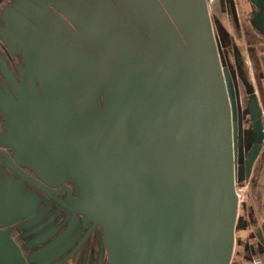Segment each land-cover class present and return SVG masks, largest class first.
<instances>
[{"label": "water", "instance_id": "1", "mask_svg": "<svg viewBox=\"0 0 264 264\" xmlns=\"http://www.w3.org/2000/svg\"><path fill=\"white\" fill-rule=\"evenodd\" d=\"M0 41V264H232L247 228L264 264L236 195L262 110L241 163L208 0H10Z\"/></svg>", "mask_w": 264, "mask_h": 264}, {"label": "flooded vegetation", "instance_id": "2", "mask_svg": "<svg viewBox=\"0 0 264 264\" xmlns=\"http://www.w3.org/2000/svg\"><path fill=\"white\" fill-rule=\"evenodd\" d=\"M9 1L10 0H2L0 2V10ZM219 3H220V7H219L220 9L218 10L219 14H221V16L224 15L225 18L221 20L220 16H216L218 18L216 19V17L211 14V19H212L213 29H214V33L216 37V42L218 44L219 52H220L221 59H222V64L224 68L228 71V74L232 82V88H233V92L236 98L237 117L239 119L240 116L242 115V118H243L242 119V126H243V131H244L243 148L241 151L240 149L238 151V158L242 163L246 159L247 154L251 151L254 145L252 144V138L249 139L248 137L249 133L251 132L252 123H251L249 115H247L248 102L252 95H256L258 97V101L260 103V107L262 110L263 124H264V96H261L259 93V90L257 89L258 85L261 86L262 89H264V72H263L264 70L261 71L262 68L264 67V35L260 31L254 29V27H252V24H251L253 20H255V22L257 23L259 27L262 26V24L264 23V3L259 2L260 5H254L249 0H219ZM214 14H217V13L214 12ZM225 20H228L231 23L232 30H233L232 33H230L227 30V28H225V22H226ZM250 30L253 32L252 38H255L253 40L254 42L253 45L255 47L250 46L252 42H249L248 45L245 44L247 42V39L248 40L250 39V34H249ZM236 38L238 39V41L236 40ZM252 47L259 50V56L255 57V64H257L256 66H258L257 74L254 75L255 81L251 79L249 75V71L247 70V67H246L247 55L249 54L250 51L251 52L253 51ZM0 52H2V54L7 57L10 65L14 67L15 60L12 57H10L8 54H6L1 41H0ZM253 54L255 55V51L253 52ZM249 58L251 60L252 56H250ZM249 142H250V145H249ZM239 145H241L240 142H239ZM263 152H264V145H263V148L261 150V153L258 159L255 162L252 176L254 175L257 162L259 161V159L264 158ZM238 169L243 170L244 169L243 164L239 165ZM28 188H29L28 189L29 191H32V192L34 191V193L38 192L35 189H31L32 188L31 186H29ZM24 194H27V193H24ZM47 202L49 201L48 199L45 198V200L42 203L46 204ZM262 209H264V205ZM18 210L20 211V209ZM21 213H23V211L18 212L16 214L18 221L16 220L17 222L15 223L14 227L19 226L20 224L19 220L28 219V218H25L27 215L24 216V214H21ZM248 214H249L248 217L245 214L244 215L242 214L240 216L244 217V219L247 220L249 223L253 222L255 224V222H258V223L261 222L262 224L264 222V216H263V220L260 221L261 217L256 216L254 214V209L251 208V212L249 211ZM244 225L245 224H243V226ZM250 225L248 224L249 228H250ZM256 229L257 228H255L254 230L256 231ZM248 230L249 229L247 228V230L245 231L241 230V231L248 233V237L250 236L247 241H243L244 250L245 252L247 251L246 258L245 257L244 258L246 259V262L250 263L257 257H259L258 255L259 253H256L255 255L251 252V249L248 248V245H250L252 248V246L256 244L255 237H252L254 232L251 231L250 233ZM23 233L25 234V232H19V231L16 232L15 237H14V240L16 243L18 242L20 244L19 240H17V237L19 235L22 236ZM25 243L26 241H23V244ZM96 247L98 246L93 245L91 248V251L94 250V248ZM94 251H97V249H95ZM22 254L24 257L28 256V253L25 252L23 248H22ZM71 264H74V263H71Z\"/></svg>", "mask_w": 264, "mask_h": 264}, {"label": "rangeland", "instance_id": "3", "mask_svg": "<svg viewBox=\"0 0 264 264\" xmlns=\"http://www.w3.org/2000/svg\"><path fill=\"white\" fill-rule=\"evenodd\" d=\"M208 4H209L210 14L214 15L215 17L220 16L221 20H223L225 18L224 15L221 16V14H219V11H218L220 9L219 8L220 7L219 0H208ZM214 12L217 14H214ZM216 19H218V18L216 17ZM225 21H226L225 22V28H227V30L230 33H232L233 30H232L231 23L228 20H225ZM245 30H246V28H245ZM246 32H247V30H246ZM249 34H250V39L249 40L247 39V42L245 44L248 45L249 42H252V44L250 46H254L253 40L255 38H252L253 32L250 30ZM236 40L238 41L237 38H236ZM252 50H253L252 52L249 50L250 52L247 55L246 67H247V70L249 71V75H250L251 79H253V81H255L254 75L257 74V69H258V66H256L257 64H255V57L259 56V50H257L256 48H253ZM254 51H255V55L253 54ZM250 56H252L251 60L249 58ZM263 70H264V67L262 68L261 71H263ZM257 89L259 90L260 95L264 96V89H262L261 86H259V85H258ZM263 156H264V152H263ZM263 159H259V161L256 164V169H255L254 175L252 176V178H250L249 183L247 182V190L245 189V195L243 197L244 198L243 203L240 206V215L245 214V215H247V217L249 215L248 214L249 211L251 212V208L259 211L256 216L261 217L260 221H262L263 216H264V209H262V207L264 205V160ZM260 205H261V207H260ZM259 207H260V209H259ZM247 240H248V235L246 232L239 231L236 234V246H235V252H234L232 264H242L243 260H242L241 252L244 249L243 241H247ZM244 262H245V264H257L255 262L252 263L253 261L248 263L245 260Z\"/></svg>", "mask_w": 264, "mask_h": 264}, {"label": "built area", "instance_id": "4", "mask_svg": "<svg viewBox=\"0 0 264 264\" xmlns=\"http://www.w3.org/2000/svg\"><path fill=\"white\" fill-rule=\"evenodd\" d=\"M245 189L247 190V182L242 181V182H237L236 184V195L239 201V206L243 203V197L245 195ZM261 264V263H258Z\"/></svg>", "mask_w": 264, "mask_h": 264}, {"label": "crops", "instance_id": "5", "mask_svg": "<svg viewBox=\"0 0 264 264\" xmlns=\"http://www.w3.org/2000/svg\"><path fill=\"white\" fill-rule=\"evenodd\" d=\"M258 212H259V211H257V210L254 209V214H255V215H257ZM262 220H263V219H262ZM247 235H248V233H247ZM241 256H242V260H243V261H242V264H245L244 261L246 260V259H245V258H246V252H245L244 249H243L242 252H241ZM244 257H245V258H244Z\"/></svg>", "mask_w": 264, "mask_h": 264}]
</instances>
